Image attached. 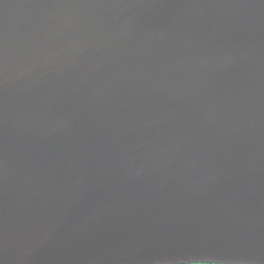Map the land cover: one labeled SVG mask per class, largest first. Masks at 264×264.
Masks as SVG:
<instances>
[{
	"label": "water",
	"instance_id": "95a60500",
	"mask_svg": "<svg viewBox=\"0 0 264 264\" xmlns=\"http://www.w3.org/2000/svg\"><path fill=\"white\" fill-rule=\"evenodd\" d=\"M264 264V0H0V264Z\"/></svg>",
	"mask_w": 264,
	"mask_h": 264
},
{
	"label": "trees",
	"instance_id": "16d2710c",
	"mask_svg": "<svg viewBox=\"0 0 264 264\" xmlns=\"http://www.w3.org/2000/svg\"><path fill=\"white\" fill-rule=\"evenodd\" d=\"M194 264V263H193ZM202 264H208V263H202Z\"/></svg>",
	"mask_w": 264,
	"mask_h": 264
}]
</instances>
